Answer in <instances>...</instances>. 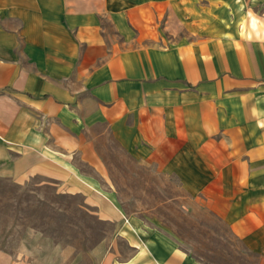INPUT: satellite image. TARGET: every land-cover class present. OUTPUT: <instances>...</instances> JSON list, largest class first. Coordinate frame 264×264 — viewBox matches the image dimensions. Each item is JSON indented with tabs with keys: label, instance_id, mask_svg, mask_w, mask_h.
I'll return each mask as SVG.
<instances>
[{
	"label": "crops",
	"instance_id": "obj_1",
	"mask_svg": "<svg viewBox=\"0 0 264 264\" xmlns=\"http://www.w3.org/2000/svg\"><path fill=\"white\" fill-rule=\"evenodd\" d=\"M224 3L0 0V177L88 184L72 157L85 132H111L210 202L264 264V26L251 31ZM106 212L134 252L102 264H203Z\"/></svg>",
	"mask_w": 264,
	"mask_h": 264
},
{
	"label": "rangeland",
	"instance_id": "obj_2",
	"mask_svg": "<svg viewBox=\"0 0 264 264\" xmlns=\"http://www.w3.org/2000/svg\"><path fill=\"white\" fill-rule=\"evenodd\" d=\"M234 1L229 16L246 17L251 31L261 32L264 2L241 9L244 0ZM84 135L86 146L72 161L75 174L90 183L72 187L59 171L23 183L0 177V264H102L107 256L125 261L134 250L119 224L100 215L112 207L168 235L203 264L260 263L210 202L190 195L177 175L122 146L111 132Z\"/></svg>",
	"mask_w": 264,
	"mask_h": 264
}]
</instances>
